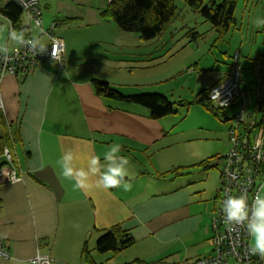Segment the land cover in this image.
I'll list each match as a JSON object with an SVG mask.
<instances>
[{
  "label": "crops",
  "instance_id": "obj_1",
  "mask_svg": "<svg viewBox=\"0 0 264 264\" xmlns=\"http://www.w3.org/2000/svg\"><path fill=\"white\" fill-rule=\"evenodd\" d=\"M40 6L42 26L55 24L53 32L63 39L65 51L61 67L44 61L27 74H5L1 80L2 121L14 133L7 147L22 179L0 184V238L11 255L0 257V264H33L30 259L37 252L48 254L53 264H88L82 255L85 245L95 264L134 260L180 264L212 255L211 220L220 173L210 183L206 176L210 169L219 170L222 155L217 150L228 147L227 135L219 127L231 122L236 108L223 110L222 118L212 114L218 127L208 138H195L208 144L209 152L200 146L193 153L178 152L173 149L177 142L194 138L183 139L180 130L174 132L172 118L153 119L143 106L103 98L94 92L92 80H105L124 94L150 90L145 92L186 102L218 83L229 65L202 67L196 53L179 66L158 69L156 65L173 54L172 48L164 42L150 52L125 51L132 39L101 17L107 0H40ZM25 24L33 35L31 24ZM35 35L48 42L40 31ZM134 38L141 49L143 41ZM149 42L156 46L162 37ZM179 42L181 47L191 46ZM124 55L148 60L142 62L144 67L126 68L121 62ZM247 58L241 71L242 90L252 92V80L257 81V72L264 69V38ZM202 69L208 71L207 81L199 73ZM214 69L217 72L210 74ZM194 71L198 74L185 87L184 76ZM258 100L264 107V90L259 97L252 94L244 112H250ZM237 102L241 103L239 98ZM195 107L209 113L198 104ZM6 127L0 124V132ZM113 143L121 145L119 155L130 161L126 180L131 190L97 188L95 177L90 188L73 190L72 182L60 177L57 160L66 151L74 153L75 166L86 167L92 155L103 163V154ZM209 157L207 166L197 165ZM5 161L0 152V165ZM178 166L190 170L172 177L159 175ZM116 224L132 236L133 244L116 254L99 253L97 238Z\"/></svg>",
  "mask_w": 264,
  "mask_h": 264
},
{
  "label": "built area",
  "instance_id": "obj_2",
  "mask_svg": "<svg viewBox=\"0 0 264 264\" xmlns=\"http://www.w3.org/2000/svg\"><path fill=\"white\" fill-rule=\"evenodd\" d=\"M9 3H15L20 7L21 13L25 15L24 17L28 19L32 27L36 28V22L39 21L38 31L40 30V33L48 38L47 51L43 54L33 55L24 47L18 45L11 47L10 59L7 62L0 60V83L5 74H27L44 61H55L61 67L65 44L61 37L54 34V23H51L48 28L42 26L39 0H29V3H32L31 7H28V4L22 7L17 0H0V26H4V24H8V21H11L3 12L4 7ZM11 26L13 27L12 22ZM26 35L32 36L30 32ZM239 65V57L235 54L223 81L209 90V93L213 90L219 91L220 100L226 102V105L222 107H229L235 103L240 76ZM209 93L208 97L212 104L222 108L218 101L210 99ZM243 101L237 104L239 107L237 119L235 121L231 120L233 125L228 128V147L220 157L222 163L220 167V186L217 193V199L220 203L216 207L211 220L214 231L211 238L213 253L201 259L188 260L180 264H263L259 255H250L249 253L251 242L246 229L241 226L226 224L222 212L225 193L238 195L242 191H246L250 205L256 193L264 185V122L263 124L260 122V126H255L250 120H243ZM1 154L6 161L0 165V184L17 182L22 179V175L18 172L13 156L7 146H3ZM0 257H11L1 238ZM30 261L33 264H53V259L48 254L40 252L35 253Z\"/></svg>",
  "mask_w": 264,
  "mask_h": 264
},
{
  "label": "rangeland",
  "instance_id": "obj_3",
  "mask_svg": "<svg viewBox=\"0 0 264 264\" xmlns=\"http://www.w3.org/2000/svg\"><path fill=\"white\" fill-rule=\"evenodd\" d=\"M212 1L218 3L221 0H203V3L210 4V2ZM175 5L177 8L176 14L172 18L171 23L168 25V28L160 36L162 37V43L156 42V46H154L153 44H151V42H149L152 40H156L160 37H155L150 40H141L143 41L141 43H144V45L141 47V49H139V47H137V45H135L134 42V40H136V38L134 37H138L137 34L124 31L123 33H127L129 36V38L127 39H132L130 43L127 44L128 48L124 50L132 55L135 54V52L137 51L138 52L136 54L146 51L150 52L155 48L158 47L161 48V46L159 45L164 44L165 42L166 46L169 45L168 48H172L171 52L173 54H171L170 57L166 58L164 61H160L156 65L158 69H162L164 68V66L168 67L169 64L170 66H179L180 64H183L184 61L191 60V55L194 56V54L196 53L199 56L198 58H200L201 60L200 66L202 67L204 66L211 67L213 64H217L219 66L221 65L224 67L225 65L230 66V64L232 63L233 56L237 54V57H239V64L241 68H246L245 66L247 64H245V62H248L247 54H249L250 49L252 47L255 48L256 45L260 46L263 41L264 27L258 28L254 26L252 21L257 17L264 18V0H237V5L234 14L236 19L235 26H232L229 29V31L226 32L222 37H220V35H218L213 30L211 24L208 21L204 20L201 13L193 10V8L187 3L186 0H175ZM41 12H42V8H41ZM24 16L25 15H23V21L26 22L27 19ZM189 30L196 31V33H198V38L195 39V41L192 40V36L188 34ZM31 31L32 34L35 35L38 32V29L32 27ZM6 37H7V31L0 32V41L5 40ZM189 40L192 41L189 42ZM179 41L183 42L185 45L191 44V46L181 47L182 43L180 44ZM15 45L16 44L14 43L9 44L10 48ZM239 52L241 53V56ZM155 55H158V53H156ZM158 58L159 57L156 56L155 59ZM139 60L141 63L139 61H136L134 56L128 57L124 55V60L121 62L124 64L126 68L144 67L142 66L143 65L142 62H145V60L148 59L146 57H143ZM115 62L117 65V61ZM216 72L217 69H214L213 71L212 70L209 71L210 74ZM199 73L204 75L203 77H206V81L207 79H210V77L207 76L208 73L207 70L202 69L200 70ZM113 74L117 75L116 71H113ZM125 74H127L126 70H125ZM197 74L198 73L194 71L193 73H187L184 76L185 87H188V85L192 83V80L190 78L194 77ZM135 75L136 74H132L130 77L134 78ZM257 82L262 85V89L264 90V81L261 80L260 77L257 81L255 78L252 80V84L250 85L252 90L254 91L251 92L250 90L237 89V96L235 98V103H233L229 107H222V110H229L232 107L236 108L234 113L230 117V120L235 121L237 119L238 109H239L237 105L238 98H239V102H242L244 99L243 101L244 107L246 103L248 104L251 102L252 94L255 95L256 93L255 88H257ZM142 91L144 92L138 91L137 93L134 92L130 94L146 93L145 91H150V90H142ZM174 98H176V96H174ZM256 105L257 102L255 103L254 107L252 106V110L250 112L248 113L244 112L243 120L245 121L250 120L251 122L254 123L255 126H260L264 122V114L263 116H260V113H258L257 115ZM175 110H176L175 113L166 115L164 117H168L169 119L172 118L175 121L174 132L177 133L180 130L183 135V139H189V138H194V139L186 140V142L179 141L177 142V144L173 146V149L178 152L193 153L192 151H200L198 149V146H200V147H204L201 148L204 149L203 152H209L210 146L208 144H205L204 141H200L195 138H208L213 134V131L216 129V126L218 127V122L216 121V118L212 115V113L210 112L205 113L201 108L195 107V104H190V105L177 104L175 105ZM226 112L227 114H229V111ZM218 114L222 118V114L220 112ZM260 122L261 124H259ZM231 125H233V123L229 121L226 126L225 124L224 125L221 124V126L219 127V131L227 135V140H228V128ZM225 127H227L226 129L227 133L225 131ZM175 138L176 135L174 134V139ZM225 152H226L225 149L217 150V153H220V155H223ZM214 161H216V159H214ZM221 163L219 164L218 167L219 170L217 169V167H215L213 169H210V171H208L206 179L208 176L210 177L209 183L214 178L218 180V172L220 173ZM161 173H163V171H161ZM161 173H159L161 177L165 176V174L162 175ZM175 175H176L175 173L174 174L166 173L167 177H172ZM219 203H220L219 199H217V206L219 205Z\"/></svg>",
  "mask_w": 264,
  "mask_h": 264
},
{
  "label": "trees",
  "instance_id": "obj_4",
  "mask_svg": "<svg viewBox=\"0 0 264 264\" xmlns=\"http://www.w3.org/2000/svg\"><path fill=\"white\" fill-rule=\"evenodd\" d=\"M187 3L193 8V10L201 13L205 21L211 24L213 30L222 37L232 26H235V8L237 0H221L216 3L214 1L210 4H204L203 0H186ZM40 5V0H39ZM41 9V7H40ZM175 0H110L107 2V7L101 12V17L105 20L112 21L119 29L137 34L140 40H150L155 37H160L162 33L168 28L172 18L176 14ZM6 16L11 20L12 25L16 29H25L26 33L30 31V26L25 23L29 21H23V15L20 7L15 3H9L4 7L3 11ZM42 17V12H41ZM192 29V28H190ZM188 34L192 36V40L198 38L196 31H188ZM186 34V35H188ZM192 40H189L192 41ZM240 66V65H239ZM260 66V65H258ZM257 66V67H258ZM242 68L240 66V76L238 80V89L242 90ZM226 75V74H225ZM224 75V77H225ZM257 75L264 81V69L260 68ZM224 77L218 82H222ZM216 83V84H218ZM201 89L191 101H178L173 102L169 100L167 96L161 93L149 92L138 94H124L118 89L113 87L105 80L93 79L92 86L94 92L97 95L106 99L116 100L118 102L133 103L143 106L149 110V116L153 119H159L166 115H170L176 112L175 105H190L198 104L205 110L214 115L222 113V108H219L212 104L209 100V90L215 86ZM262 85L257 82V88H255V96L259 97L262 92ZM263 102L257 101V115L263 116L264 110L262 106ZM111 108V107H108ZM0 124L5 125L2 121V115L0 112ZM9 127V125H8ZM10 128V127H9ZM14 140V133L7 127L0 132V152L3 146H7L10 141ZM206 158L197 163L198 166H207L208 160ZM190 167L178 166L169 170L167 173L181 174ZM162 175L166 173H161ZM126 179V178H125ZM133 244L132 236L124 230L119 224L113 225L100 235L95 243V249L99 253H112L116 254L125 248ZM82 255L84 260L88 264H95L90 256V251L86 245L82 249ZM125 264H144L139 260L127 262Z\"/></svg>",
  "mask_w": 264,
  "mask_h": 264
},
{
  "label": "clouds",
  "instance_id": "obj_5",
  "mask_svg": "<svg viewBox=\"0 0 264 264\" xmlns=\"http://www.w3.org/2000/svg\"><path fill=\"white\" fill-rule=\"evenodd\" d=\"M23 7L29 0H17ZM252 23L256 27H264V18H255ZM39 29V21L36 22ZM7 31V39L0 41V60L7 62L10 59V43L28 49L33 55L43 54L47 51L45 42L40 36H27L26 30L16 29L11 26V21L7 25L0 26V32ZM210 99L218 101L220 106H225L226 102L220 100V93L217 90L209 93ZM121 145L113 143L101 158L92 155L88 158L86 167L75 166V156L71 150L66 151L58 160L59 175L62 179L72 182L73 190H85L90 188L91 178L95 177V187L103 189L123 188L125 191L131 190L132 184L126 180L128 177L129 159L119 155ZM222 212L224 222L228 225L241 226L246 229L251 237L249 246L250 255H259L264 260V189L258 191L249 205L246 191L240 194L225 193L222 202Z\"/></svg>",
  "mask_w": 264,
  "mask_h": 264
},
{
  "label": "bare ground",
  "instance_id": "obj_6",
  "mask_svg": "<svg viewBox=\"0 0 264 264\" xmlns=\"http://www.w3.org/2000/svg\"><path fill=\"white\" fill-rule=\"evenodd\" d=\"M110 1V0H107V2ZM11 75H15V74H11ZM1 84V83H0ZM2 100V99H1ZM2 108H3V103H2V107L0 108V111H2Z\"/></svg>",
  "mask_w": 264,
  "mask_h": 264
}]
</instances>
